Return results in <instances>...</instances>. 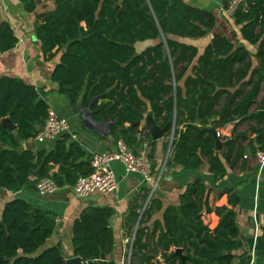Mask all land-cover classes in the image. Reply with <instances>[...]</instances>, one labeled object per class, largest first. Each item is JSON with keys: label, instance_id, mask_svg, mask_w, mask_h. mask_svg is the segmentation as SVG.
<instances>
[{"label": "trees", "instance_id": "16d2710c", "mask_svg": "<svg viewBox=\"0 0 264 264\" xmlns=\"http://www.w3.org/2000/svg\"><path fill=\"white\" fill-rule=\"evenodd\" d=\"M40 0H19L26 12ZM51 10L36 15V35L45 59L58 56L51 80L71 104L90 108L94 121H110V132L130 147L143 135L150 143L144 116L157 125L173 119L167 163L183 168L206 165L216 183L227 168L264 149V0H241L231 16L245 41L257 45L252 60L243 45L214 34L202 51L183 41L213 30L211 11L184 0H53ZM226 2L224 1V5ZM155 39L137 50V42ZM18 38L7 21L0 22V53L11 50ZM259 103V104H258ZM50 108L37 88L23 80L0 76V188L13 191L51 177L60 186L73 185L92 171L90 154L77 140L63 134L49 150H19V140L32 139L42 128ZM15 125L10 131L1 119ZM140 121L138 125L132 122ZM237 132L221 151H215L211 129L228 124ZM170 132H167V135ZM250 135H253L251 137ZM221 138V137H220ZM149 158L152 156L149 154ZM53 165L57 170L52 171ZM152 168L154 165L152 164ZM154 172V170H153ZM227 206L211 207L208 188L198 177L185 185L179 205L164 208L149 224L162 202L151 196L142 212L131 208L125 227L133 235L130 264H182L171 258L180 247L185 264H254L249 252L237 250V194L224 187ZM219 221L210 228L202 212ZM111 207L87 205L72 225V251L84 264H119L108 257L113 248ZM55 213L34 208L22 198L7 201L0 218V264H66L60 243L46 245ZM264 241V230L262 232ZM104 254V259H95Z\"/></svg>", "mask_w": 264, "mask_h": 264}, {"label": "crops", "instance_id": "0c3cea01", "mask_svg": "<svg viewBox=\"0 0 264 264\" xmlns=\"http://www.w3.org/2000/svg\"><path fill=\"white\" fill-rule=\"evenodd\" d=\"M184 1L211 11L215 18V26L212 31L200 38H185L183 39L184 42L193 44L198 47L199 51H202L214 34H220L231 39L235 44L245 46L255 62L254 54L257 45L250 44L243 39L239 30L240 26L234 23L231 12L224 6V0ZM196 1L200 2L201 6H198ZM53 6V0H40L36 10L26 12L19 0H0V22H9L18 38L11 50L0 53V76L16 77L25 83L34 85L48 102L50 108L68 120V131L63 134H68L71 139L82 143L90 154L113 151L117 138L110 132L112 123L110 121H94L89 107H83L79 102L71 104L66 97L59 93L57 83L51 80L52 69L58 56L56 55L52 59L44 58L41 43L36 35L38 24L36 15L38 12L51 10ZM154 42L155 39L137 42L136 48L141 50ZM262 98H264V86L260 91L258 100L260 101ZM143 124L142 121L140 127ZM247 128V124L243 122L235 132H233L230 124L216 131L222 141H228L227 139L234 137L237 132ZM170 133L155 140L154 143L148 142L142 133L141 136H138L142 141L136 149L129 146L136 151L144 143L147 144L148 154H151L150 160L154 165V177L157 180V187L152 195L149 194V183H146L141 175L126 173L119 161H113L111 168L117 181V186L113 191L93 193L86 199H78L73 195L69 186H64L54 193L40 195L35 188V181H33L34 177L32 176L28 184L13 191L0 188V218L5 203L13 198H22L34 208L55 213L54 231L46 245L60 243L63 255L68 260L76 258L72 251L71 236L72 225L80 212L87 205L111 207L114 213L109 217V225L113 234V248L108 257L121 264L126 250L124 240L129 236L125 222L130 209L136 207L139 212H142L151 196L158 198L162 202V209L153 213L149 222L151 224L152 221L161 218L165 207L169 205L178 206L179 194L185 185L199 177L208 188V204L211 207H230L227 203L228 194L224 192V187L231 188V191L237 194L239 201L233 208L236 212V224L239 230L238 239L241 242V247L237 251L249 252L254 264H264V241L262 240L264 230V165L260 166L257 159L249 151H246L247 157H243L244 159H241L235 167L227 168L224 181L216 183L206 165L186 169L175 162L167 163V158L170 155ZM250 136L253 137V135ZM31 143H34V146ZM53 144L54 140L38 143L30 139L19 144V150L42 148L49 150ZM172 163H175L174 167H172ZM56 170L57 165H53L51 172ZM202 220L210 228H214L219 217L213 212L203 211ZM157 259L161 261V264H164L160 255L157 256Z\"/></svg>", "mask_w": 264, "mask_h": 264}, {"label": "built area", "instance_id": "2783aa9c", "mask_svg": "<svg viewBox=\"0 0 264 264\" xmlns=\"http://www.w3.org/2000/svg\"><path fill=\"white\" fill-rule=\"evenodd\" d=\"M226 8L232 13L233 7L241 0H224ZM68 120L58 115L52 108L48 109V115L39 132L31 139L35 142L55 140L61 134L68 131ZM173 130L169 139L171 142ZM247 157V155H244ZM260 166L264 165V149L257 150L254 156ZM113 161H119L126 173H137L142 176L146 183H149V194L152 195L157 187V180L154 177L152 161L149 158L147 144L134 151L123 139L116 140L115 149L110 152L94 153L91 157L92 171L87 175L79 176L76 182L69 186L73 195L78 199H86L93 193H107L113 191L117 186L115 173L111 168ZM64 186L58 185L51 177H42L35 181V188L40 195L51 194ZM145 207V206H144ZM143 207V208H144ZM133 235L124 240L126 245L125 257L121 264H130L131 243ZM253 260V259H252ZM81 264L84 262L81 261Z\"/></svg>", "mask_w": 264, "mask_h": 264}, {"label": "water", "instance_id": "95a60500", "mask_svg": "<svg viewBox=\"0 0 264 264\" xmlns=\"http://www.w3.org/2000/svg\"><path fill=\"white\" fill-rule=\"evenodd\" d=\"M143 122L147 126L149 133H150V136L152 137L153 140H157V139L162 138L163 136L167 135L168 131L172 132L173 125H174V121L171 118V119H169V121L164 126L160 127L159 125L156 124L154 117L151 113H147L144 116ZM1 123L3 126H5L10 131L15 130V128H16L8 116L2 118ZM139 123H140V121H134V122H132V125H138ZM211 132H212V135H213L214 141H215L214 150L220 151L222 149V146L225 145L228 141H222L219 138L216 130L211 129ZM23 143H24V140L20 139L19 144H23ZM31 145L34 146V143H31ZM174 166H175V163H172V167H174ZM174 257H179L182 261V264H185V260L187 259L188 256L184 255V253L180 247H177L171 255V258H174ZM94 258L95 259H104L105 255L104 254H95ZM66 264H81V259L76 256V258H71V259L66 260Z\"/></svg>", "mask_w": 264, "mask_h": 264}, {"label": "rangeland", "instance_id": "374dc122", "mask_svg": "<svg viewBox=\"0 0 264 264\" xmlns=\"http://www.w3.org/2000/svg\"><path fill=\"white\" fill-rule=\"evenodd\" d=\"M196 2H198V1H196ZM197 5H198V6H201V3L198 2ZM153 170H154V168H153ZM154 172H155V170H154ZM161 260H162V259H161Z\"/></svg>", "mask_w": 264, "mask_h": 264}]
</instances>
